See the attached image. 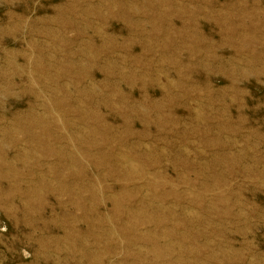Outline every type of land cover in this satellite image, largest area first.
<instances>
[{"label": "rangeland", "instance_id": "374dc122", "mask_svg": "<svg viewBox=\"0 0 264 264\" xmlns=\"http://www.w3.org/2000/svg\"><path fill=\"white\" fill-rule=\"evenodd\" d=\"M0 264H264V0H0Z\"/></svg>", "mask_w": 264, "mask_h": 264}, {"label": "bare ground", "instance_id": "6f19581e", "mask_svg": "<svg viewBox=\"0 0 264 264\" xmlns=\"http://www.w3.org/2000/svg\"><path fill=\"white\" fill-rule=\"evenodd\" d=\"M129 169V168H128Z\"/></svg>", "mask_w": 264, "mask_h": 264}]
</instances>
